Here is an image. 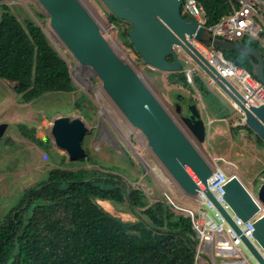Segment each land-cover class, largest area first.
<instances>
[{
    "label": "trees",
    "instance_id": "16d2710c",
    "mask_svg": "<svg viewBox=\"0 0 264 264\" xmlns=\"http://www.w3.org/2000/svg\"><path fill=\"white\" fill-rule=\"evenodd\" d=\"M195 1L205 11L206 25L216 23L231 8L227 0ZM0 10V78L15 82L18 100L73 90L70 66L40 25L31 17L20 21L4 0ZM34 14L45 16L39 11ZM108 19L115 24L121 21L112 14ZM121 35L133 50L126 30ZM223 54L251 71V56L237 51ZM168 76L170 82L189 87L183 71ZM193 84L207 101L215 100L202 79L193 77ZM211 102L216 116L226 117L227 105L212 107ZM28 137L40 141L32 134ZM124 154L128 156L125 150ZM101 169L53 168L26 188L18 203L0 218V264H194L197 238L190 219L172 211L162 199L149 203L118 174ZM97 200L126 206L136 220L123 221Z\"/></svg>",
    "mask_w": 264,
    "mask_h": 264
},
{
    "label": "water",
    "instance_id": "95a60500",
    "mask_svg": "<svg viewBox=\"0 0 264 264\" xmlns=\"http://www.w3.org/2000/svg\"><path fill=\"white\" fill-rule=\"evenodd\" d=\"M107 15L129 23L127 40L136 52L139 63L160 72H179L183 64L179 53L188 54L199 71L209 79L237 107L243 123L264 143V104L253 106L243 99L239 91L205 60L190 43L195 37L206 44H212L222 52L237 51L251 56V73L264 84L263 55L255 45L243 41H227L212 36L205 26L191 16H183V0H99ZM48 17L53 34L69 51L75 60V71L89 69L100 81L105 92L123 118L137 128L146 138L147 148L160 165L165 176L178 190L194 198L203 190L225 216L231 226L239 231L211 196L207 178L215 166L199 150L210 133V119L204 120L201 110L193 99L184 104L173 103L180 125L168 109L160 102L133 64L116 52L102 32L98 22L101 18L91 0H37ZM93 6H92V5ZM193 10L196 9L193 7ZM110 24V20L108 19ZM136 57V56H135ZM15 86V85H14ZM99 122L102 119L99 118ZM6 123H0V136ZM88 132V126L79 117L57 116L52 120L50 135L53 143L64 150L69 160L87 159L86 149L81 141ZM113 137V136H112ZM114 148L124 149L113 137ZM224 199L235 214L243 220L264 208V182L258 187V206L239 178L231 175L224 185ZM253 236L264 250V213L253 223ZM245 244L247 257L264 264L254 244L239 231ZM249 253L251 255H249Z\"/></svg>",
    "mask_w": 264,
    "mask_h": 264
},
{
    "label": "rangeland",
    "instance_id": "374dc122",
    "mask_svg": "<svg viewBox=\"0 0 264 264\" xmlns=\"http://www.w3.org/2000/svg\"><path fill=\"white\" fill-rule=\"evenodd\" d=\"M83 1L90 10H93L86 0ZM91 1L103 17L98 18V22L112 48L119 55L126 53L136 56L134 60L138 62L137 54L126 43V37L121 35L122 30L126 32L128 30L127 22L121 20L118 24L114 23L115 26H109L108 12L103 9L101 2ZM4 2L11 7V12L20 21L24 22L26 18L31 17L40 25L51 45L70 66L74 89L69 92L50 91L30 101L21 102L18 100L19 95L13 90L15 82L0 78V123H6L3 134L0 136V218L4 219L7 212L18 203L26 188L43 180L47 172L53 168L76 170L101 167L103 171L118 174L129 188L139 189L149 203L162 199L167 205L163 191L170 192L171 189L174 200L180 205H186L189 202L186 195L182 194L175 184L163 179L160 183L155 169H147L149 170L147 173L142 167L143 161L155 166L151 163L153 160L150 159L146 138L137 128L130 126L113 106L100 88L97 77L90 72L75 71L74 58L51 31L48 17L37 0H4ZM34 11L42 12L45 16L38 18ZM244 39L257 42L260 52L264 55L262 39L257 41L250 35ZM179 55L180 58L183 57L181 52ZM183 67L186 66L183 65ZM189 67L192 68L193 64L189 63ZM142 72L150 89L180 125L184 126L172 105L183 97L193 98L192 94L196 95V104L204 120L209 119L210 116L206 114L204 108L205 103L200 97L201 93L199 94L197 86L194 87L193 80L191 83L187 81L189 87H185L181 83L170 82L168 72L152 69ZM202 75V72L198 71L194 78L199 77L205 80ZM222 94L215 93V100L210 101H212V107H218L219 103L226 104L228 107L226 117H210V133L203 146H199V150L208 159L221 158L218 164L225 172L228 175L237 176L251 194H256L258 187L264 182V143L249 132V128L241 121L240 113ZM61 115L79 117L88 126V132L84 135L81 144L89 153L91 161L69 160L64 150L53 143L50 135L52 120ZM99 118L103 123L99 122ZM30 134L40 141L31 140L28 137ZM112 136L127 151L128 156L120 149L114 148ZM106 201L109 207L99 200L97 203L123 221L136 220L126 206ZM194 206L198 205L194 204ZM245 255L248 261L246 264H256V261L247 257L246 252ZM206 261L207 264H211L207 258Z\"/></svg>",
    "mask_w": 264,
    "mask_h": 264
},
{
    "label": "built area",
    "instance_id": "2783aa9c",
    "mask_svg": "<svg viewBox=\"0 0 264 264\" xmlns=\"http://www.w3.org/2000/svg\"><path fill=\"white\" fill-rule=\"evenodd\" d=\"M227 2L231 7L229 12L212 25H206L205 11L195 0H183L181 12L183 15L186 14L193 17L198 24L205 26L214 37L223 38L227 41H239L237 39L243 40L247 35H250L255 37L257 41L262 39L261 44L264 46V0H227ZM193 7L196 9L195 11ZM101 18L103 17L101 16ZM108 25L114 26V24ZM186 38L189 39L196 50L218 72L219 76L228 80L239 91L244 100L253 106H259L261 103L264 104V84L252 75L250 71L235 65L224 56L221 50L212 44H206L195 37L189 38L186 36ZM120 56L130 64H133L138 71L146 70L144 64L134 60L136 58L134 55L123 53ZM181 62L186 66L182 69L186 80L191 83L194 75L199 71L198 66L186 53H183ZM189 63L193 64L192 68L189 67ZM235 108L238 111V108ZM241 121L243 123L242 117ZM150 159L153 160L151 163H154L155 166L143 161L142 167H144L147 173L149 172L147 169H155L158 181L160 182L163 179L168 182L169 180L154 157L151 156ZM211 159L214 161L215 166L212 169L211 175L207 178L208 191L229 215L240 233L254 244L264 259V250L253 236V223L261 213H264V211H261L264 208H261L259 213L247 220L238 217L224 199V185L231 175H228L218 164L221 158L212 157ZM163 194L172 211L188 217L191 221L192 229L197 238L194 264H199L203 255H206L210 259L211 264L248 263L245 255L247 248L240 237L239 231H236L231 226L203 190L199 189L194 198L186 196L189 201L186 205H180L174 200V194L171 189L170 192L163 191ZM251 196L257 205L261 206V202L256 194H251ZM194 204L198 206L195 207ZM249 255L251 254L249 253ZM256 264L259 263L256 262Z\"/></svg>",
    "mask_w": 264,
    "mask_h": 264
},
{
    "label": "crops",
    "instance_id": "0c3cea01",
    "mask_svg": "<svg viewBox=\"0 0 264 264\" xmlns=\"http://www.w3.org/2000/svg\"><path fill=\"white\" fill-rule=\"evenodd\" d=\"M241 41H243V42H246V43H249V44H252V45H255L256 47H259V44L257 43V42H252V41H245V39H243V40H241ZM259 49V48H258ZM205 78V80H203L205 83H206V85H207V87L210 89V90H212L211 92L213 93V94H215V93H221L222 94V92L215 86V85H213L212 83H210V81H209V79L208 78H206L204 75H202V78ZM195 87V86H194ZM198 92H199V94H200V91L198 90ZM193 95V98L192 97H184L186 100H189V99H193V101L196 103V100H195V97H196V95H194V94H192ZM201 96V98H202V102L203 103H205L204 105V108H205V110H206V114L208 115V116H210L211 118L212 117H216V114H215V112L212 110V108H211V106L208 104V103H210V101H207V99H205L203 96H202V94H200ZM223 96H224V98L228 101V102H230L228 99H227V97L224 95V94H222ZM212 103V102H211ZM230 103H232V102H230ZM198 106V105H197ZM210 117H209V119H210ZM214 119V118H213ZM206 257L207 259H208V261H210V259L206 256V255H203V257ZM202 257V260L199 262V264H207V261H206V258H203Z\"/></svg>",
    "mask_w": 264,
    "mask_h": 264
},
{
    "label": "flooded vegetation",
    "instance_id": "af4514ba",
    "mask_svg": "<svg viewBox=\"0 0 264 264\" xmlns=\"http://www.w3.org/2000/svg\"><path fill=\"white\" fill-rule=\"evenodd\" d=\"M132 51L135 52L134 50H132ZM135 53H136V52H135ZM135 53H134V54H135ZM83 72H86V73H87V72H90V73H91V71H90L89 69H87V68L84 69ZM186 101H187V100L183 97V98L179 99L178 102H177V101H176V102H177V103H180V104L182 105V104L186 103Z\"/></svg>",
    "mask_w": 264,
    "mask_h": 264
},
{
    "label": "bare ground",
    "instance_id": "6f19581e",
    "mask_svg": "<svg viewBox=\"0 0 264 264\" xmlns=\"http://www.w3.org/2000/svg\"><path fill=\"white\" fill-rule=\"evenodd\" d=\"M103 9H104V8H103ZM78 71H79V72H82L83 70H82V71L78 70ZM78 71H77V72H78ZM84 77H85V76H84ZM86 78H87V77H86ZM86 78H85V79H86ZM96 92H97V91H96ZM99 201H100L101 203L104 202V204L107 205V206L109 205L108 201H106V200H99ZM108 207H109V206H108ZM261 211H264V209H262Z\"/></svg>",
    "mask_w": 264,
    "mask_h": 264
},
{
    "label": "clouds",
    "instance_id": "9594fccd",
    "mask_svg": "<svg viewBox=\"0 0 264 264\" xmlns=\"http://www.w3.org/2000/svg\"><path fill=\"white\" fill-rule=\"evenodd\" d=\"M183 15V14H182ZM184 16V15H183ZM107 20H108V15H107ZM111 22V21H110ZM110 24H114V23H110ZM114 26H115V24H114ZM239 41H241V40H239ZM260 51V50H259ZM232 104V103H231ZM233 106V105H232ZM236 109V108H235ZM123 148V147H122ZM124 149V148H123ZM168 179V178H167ZM171 183V182H170Z\"/></svg>",
    "mask_w": 264,
    "mask_h": 264
}]
</instances>
